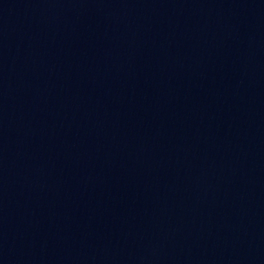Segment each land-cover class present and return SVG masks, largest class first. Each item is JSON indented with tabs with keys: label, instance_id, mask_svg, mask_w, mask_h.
I'll return each mask as SVG.
<instances>
[{
	"label": "water",
	"instance_id": "1",
	"mask_svg": "<svg viewBox=\"0 0 264 264\" xmlns=\"http://www.w3.org/2000/svg\"><path fill=\"white\" fill-rule=\"evenodd\" d=\"M0 264H264L259 0H0Z\"/></svg>",
	"mask_w": 264,
	"mask_h": 264
}]
</instances>
